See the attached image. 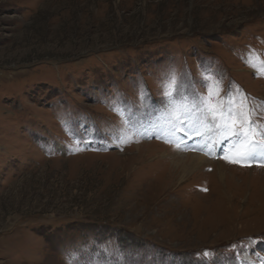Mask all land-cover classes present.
Masks as SVG:
<instances>
[{"label": "rangeland", "instance_id": "obj_1", "mask_svg": "<svg viewBox=\"0 0 264 264\" xmlns=\"http://www.w3.org/2000/svg\"><path fill=\"white\" fill-rule=\"evenodd\" d=\"M261 61L264 0H0V264H264V164L161 102L169 72L264 101Z\"/></svg>", "mask_w": 264, "mask_h": 264}, {"label": "snow or ice", "instance_id": "obj_2", "mask_svg": "<svg viewBox=\"0 0 264 264\" xmlns=\"http://www.w3.org/2000/svg\"><path fill=\"white\" fill-rule=\"evenodd\" d=\"M248 63L256 67L254 59H250ZM261 70H264V61H261L257 73ZM201 83L206 89V94L195 88L188 92L190 85L182 78L178 79L175 72L166 73L161 81V102L170 120L174 121L173 134L183 131L184 118L194 116L192 130L200 133L201 128L207 130L211 126L215 129L221 137L220 151L229 162L244 166L259 157L260 162L264 164V127L258 123L256 115L257 105L264 109V101L250 97L234 85L224 92L222 76L214 73L203 76ZM147 99V96L141 94L142 102L146 103ZM117 114L122 118L128 117L124 108H120Z\"/></svg>", "mask_w": 264, "mask_h": 264}, {"label": "bare ground", "instance_id": "obj_3", "mask_svg": "<svg viewBox=\"0 0 264 264\" xmlns=\"http://www.w3.org/2000/svg\"><path fill=\"white\" fill-rule=\"evenodd\" d=\"M203 146H205V145H203ZM206 148L207 149H209L210 148V146H206ZM196 158V159H195ZM191 160H193V162L191 161ZM197 160H199V162L198 163H196V161ZM208 160V158H206V156H205V154H203V155H194V153L192 154V153H190V154H188V159L187 158H181V159H174V164H179V165H182V166H184V167H189V166H192V163L194 164V166H199V165H201V164H204L206 161ZM208 161H210V160H208ZM222 162L223 161H218V162H216V161H214V166L215 167H217V163L220 165L219 167H218V171L220 172V174H224V170L226 169V168H228V167H231V168H233V167H235V166H233V165H229V164H225V163H223L222 164ZM210 163V162H209ZM250 163V162H249ZM216 169V168H215ZM260 170H261V168H260ZM264 186V185H263ZM228 201H231V199L229 198V199H227ZM258 206V205H257Z\"/></svg>", "mask_w": 264, "mask_h": 264}]
</instances>
